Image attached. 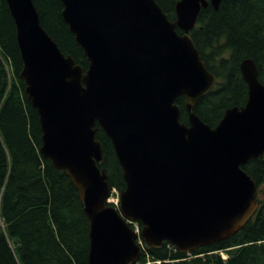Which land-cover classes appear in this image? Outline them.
<instances>
[{
    "label": "water",
    "instance_id": "1",
    "mask_svg": "<svg viewBox=\"0 0 264 264\" xmlns=\"http://www.w3.org/2000/svg\"><path fill=\"white\" fill-rule=\"evenodd\" d=\"M6 2L23 61L20 77L40 117V152L79 192L89 222V264H137L139 239L152 249L168 242L189 254L234 236L253 219L258 186L243 166L264 158V84L256 63L245 59L240 66L245 105L228 108L214 128L195 113L217 76L191 32L202 9L217 11L222 0H180L174 21L156 0H61L89 62L86 71L43 28L33 0ZM99 128L123 170L120 208L108 203Z\"/></svg>",
    "mask_w": 264,
    "mask_h": 264
},
{
    "label": "trees",
    "instance_id": "2",
    "mask_svg": "<svg viewBox=\"0 0 264 264\" xmlns=\"http://www.w3.org/2000/svg\"><path fill=\"white\" fill-rule=\"evenodd\" d=\"M33 1L43 28L86 71L89 62L62 16L61 0ZM156 1L174 21L180 0ZM191 35L206 67L217 76L215 87L195 107L197 116L214 128L228 108L247 102L243 60L256 63L264 84V0H222L217 11L202 9ZM22 69L15 22L6 0H0V264H89L84 206L72 180L40 152V117L27 98ZM177 104L181 121L188 125L185 98ZM96 136L104 153L101 167L111 188L121 192L126 183L113 144L101 128ZM243 169L257 183L260 208L242 230L190 254L169 243L160 249L145 247L139 264H264V201L259 199L264 194V158Z\"/></svg>",
    "mask_w": 264,
    "mask_h": 264
},
{
    "label": "rangeland",
    "instance_id": "3",
    "mask_svg": "<svg viewBox=\"0 0 264 264\" xmlns=\"http://www.w3.org/2000/svg\"><path fill=\"white\" fill-rule=\"evenodd\" d=\"M118 194H120L119 191H118V192L116 191V192L114 193V195L112 196V198H113V199H117ZM259 199L262 200V201H264V194H263L261 197H259ZM119 205H120V204H119ZM119 205H118V206H119ZM224 257H225V255H224Z\"/></svg>",
    "mask_w": 264,
    "mask_h": 264
}]
</instances>
